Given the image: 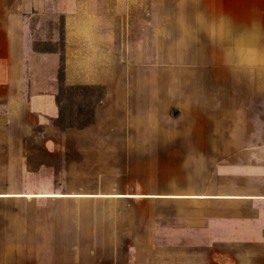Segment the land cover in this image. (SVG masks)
I'll return each instance as SVG.
<instances>
[{"label":"crops","instance_id":"1","mask_svg":"<svg viewBox=\"0 0 264 264\" xmlns=\"http://www.w3.org/2000/svg\"><path fill=\"white\" fill-rule=\"evenodd\" d=\"M53 9L90 21L92 32L80 35L93 44L96 36L104 44L115 35L215 36L221 58L195 71L183 122L157 113L160 122L122 139L97 116L61 131L54 96L23 94L17 74L30 62L17 51L35 53L25 27ZM141 17L149 23L138 26ZM0 26V244L36 246L51 234L63 245L59 264H264V0H0ZM140 94L126 99L133 115ZM53 154L63 171L48 163ZM36 176L49 187L36 188ZM50 214L54 231H46ZM30 253L33 264H56Z\"/></svg>","mask_w":264,"mask_h":264},{"label":"rangeland","instance_id":"2","mask_svg":"<svg viewBox=\"0 0 264 264\" xmlns=\"http://www.w3.org/2000/svg\"><path fill=\"white\" fill-rule=\"evenodd\" d=\"M86 9L93 13L97 12L91 6L86 7ZM101 11H104V8ZM157 11L161 13L160 10L157 9ZM150 13L153 15L151 10L148 15ZM57 15L58 12L53 9L52 14H48L41 19L31 20L29 30L27 26L25 27L22 36L25 48L28 47L31 41L33 43L44 41L47 43L46 46L50 47V50L55 51L41 53L35 50L33 55L27 53V51H17L16 56H21L24 53L25 60L28 56L30 57L27 66L21 68L17 73L21 77V91L23 94L48 93L55 97L58 91L59 58L61 53L64 54V83L66 86H103L101 100L94 107V122L97 116L96 123L98 122V125H101L100 128L115 134L116 139L124 138V134L133 128L137 131L138 126L141 124L145 126L147 123L160 122L161 115L166 118L162 119L164 123H166V120L175 124L183 122L180 119L182 117H179V115L182 109H187L185 113L188 111L186 93L195 71L197 74L201 71L202 74L206 69L209 70L210 64L216 63L221 58L219 46L221 37H195L174 34L162 41V39H157L155 34H147L146 36L139 34L134 37L129 36L128 39L127 37L119 39L115 35L111 37V40L105 42L107 45L110 44L108 48L105 46L104 41H101L102 37L100 38V36L98 38L96 36L97 39L95 38L93 44L88 40L93 38L90 34H88V37L84 34L80 35L82 29L87 33L92 32L90 21H84L81 18L70 19L72 14H68V12L60 14V16ZM185 22L187 21L185 20ZM146 23H149V20L142 19V17L137 22L138 26ZM1 32L0 29V37ZM28 34L30 35L29 39H27ZM130 41L133 42V52L131 54L127 53L130 51H126L130 47L128 46ZM106 47L110 51L106 50ZM3 54L5 53L1 52L0 57L4 56ZM129 56H132V58H129ZM111 63L115 65L110 71L111 73L107 74L106 69ZM87 80L91 83L85 82ZM92 90H94V93L99 91L94 87L89 88V90L77 89L72 95H64L63 99L60 100L63 108V123L72 120L78 125L79 121L87 119V113L91 110L94 98L97 96L90 93ZM65 91L68 92L64 89ZM140 93H145L141 103H137V106L142 108L136 112L137 115H133V111L130 113V109H126L128 105L126 99L128 95H132V101L136 103V95ZM143 109H147L149 112ZM155 109H157L156 113ZM141 111L142 113H140ZM157 113L160 116H156ZM107 116H109V119L106 118ZM53 125L61 131L66 129ZM32 128L36 138H42L43 134L46 135L43 132L45 131L43 126H40V124H36ZM97 128L100 130L99 127ZM158 134H162V130H159ZM52 137L55 141H60V134L55 132L54 135L53 132ZM113 149L114 151L116 149L123 150V147L116 145ZM25 151L24 154H27L26 147ZM71 159L69 157L68 161L75 165V158ZM60 160L62 159L58 155L53 154L50 159L48 158V163H51L55 171L61 172L63 168L60 166ZM37 177L35 178L36 188L44 190L49 187V179H43V177L37 179ZM31 185H34L32 180ZM54 218L56 217L51 215L49 224L51 229H46V231L55 230L51 226ZM56 222L58 223L59 220H56ZM41 231H44L43 227L42 230L38 231L39 235L37 236L39 237L37 239H40ZM41 239V242H38L39 244L36 246L25 242L23 244H0V264H33L30 252L33 253L34 249L36 255L46 256L50 263L56 262V264H59V257L64 256L63 245L54 242L51 234H43ZM56 257L58 258L56 259ZM46 259L40 258L38 261L40 263L42 260L47 261Z\"/></svg>","mask_w":264,"mask_h":264},{"label":"trees","instance_id":"3","mask_svg":"<svg viewBox=\"0 0 264 264\" xmlns=\"http://www.w3.org/2000/svg\"><path fill=\"white\" fill-rule=\"evenodd\" d=\"M47 43L43 42H39V43H33V48L34 50H36L37 52H41V53H46V52H53L55 50H50V47L48 48V45L46 46ZM41 45V46H40ZM63 55L64 54H60V65L58 68V74H57V81H58V91L55 94V103L57 105V116L52 120L53 124H55L56 126L60 127L61 129L63 128H67V127H75L78 129H82L85 128L87 126H89L90 124H92L94 122V107L97 106L101 100V95L103 93V86L100 87H96V86H88V85H65L64 83V66H63ZM97 88L99 91H97V93H94V90H92V92H90L93 95H97L96 98H94V104L91 107V110L88 111L89 113H87L88 117L87 119H85L84 121H79L78 125L75 124L72 120H68L67 122L63 123V108L61 105L60 100L63 99L64 95L66 94H70L72 95L73 92H75V90L77 89H87L89 90V88ZM64 89L67 90L68 92H64Z\"/></svg>","mask_w":264,"mask_h":264}]
</instances>
